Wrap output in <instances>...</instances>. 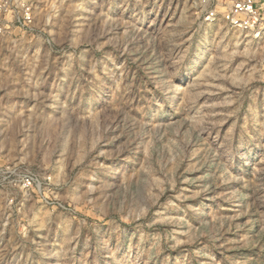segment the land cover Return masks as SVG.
Masks as SVG:
<instances>
[{"label":"rangeland","instance_id":"rangeland-1","mask_svg":"<svg viewBox=\"0 0 264 264\" xmlns=\"http://www.w3.org/2000/svg\"><path fill=\"white\" fill-rule=\"evenodd\" d=\"M240 1L32 0L0 34V264H264Z\"/></svg>","mask_w":264,"mask_h":264},{"label":"built area","instance_id":"built-area-1","mask_svg":"<svg viewBox=\"0 0 264 264\" xmlns=\"http://www.w3.org/2000/svg\"><path fill=\"white\" fill-rule=\"evenodd\" d=\"M234 16L231 25L239 29H250L259 37L264 33V22L261 19V9L255 0H241L234 6ZM33 4L32 0H0V34L10 26L20 24L24 27L30 24Z\"/></svg>","mask_w":264,"mask_h":264}]
</instances>
